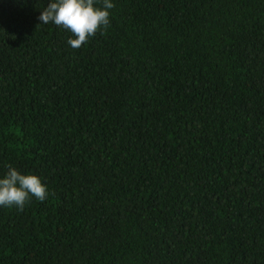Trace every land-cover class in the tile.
Instances as JSON below:
<instances>
[{
    "label": "trees",
    "instance_id": "trees-1",
    "mask_svg": "<svg viewBox=\"0 0 264 264\" xmlns=\"http://www.w3.org/2000/svg\"><path fill=\"white\" fill-rule=\"evenodd\" d=\"M0 0V264H264V0H114L85 45Z\"/></svg>",
    "mask_w": 264,
    "mask_h": 264
},
{
    "label": "clouds",
    "instance_id": "clouds-1",
    "mask_svg": "<svg viewBox=\"0 0 264 264\" xmlns=\"http://www.w3.org/2000/svg\"><path fill=\"white\" fill-rule=\"evenodd\" d=\"M114 7V0H48L39 21L42 25L51 23L69 31L72 36L67 44L78 49L98 31L108 28ZM49 195L47 185L35 174H23L8 165L0 176V207L23 211L32 198L43 202Z\"/></svg>",
    "mask_w": 264,
    "mask_h": 264
}]
</instances>
